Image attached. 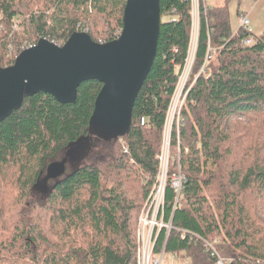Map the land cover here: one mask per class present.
Instances as JSON below:
<instances>
[{"label": "trees", "instance_id": "16d2710c", "mask_svg": "<svg viewBox=\"0 0 264 264\" xmlns=\"http://www.w3.org/2000/svg\"><path fill=\"white\" fill-rule=\"evenodd\" d=\"M31 1L0 0L1 68L39 39L60 46L83 26L94 42L114 40L126 0H36L52 6L40 12ZM241 1L200 5L192 78L203 65L205 73L189 90L181 124L170 135L172 161L159 215L173 229L168 236L160 230L153 250L177 264H214L203 241L229 264H264V161L258 153L264 124L251 133L238 120L255 116L264 122V32L232 30L228 6ZM62 5L64 19L57 12ZM160 14L155 59L135 99L128 134L104 139L91 133L101 88L93 80L80 84L75 104L38 93L0 122V177L12 169L17 182L11 193L0 187V264H137V216L158 174L166 112L187 56L190 0H160ZM17 20L22 42L29 44L9 52ZM247 38L253 43L244 44ZM240 137L252 145L249 160ZM197 144L214 158L203 172L190 168L185 157L186 148L196 152ZM61 160L78 161L79 169L54 182L46 169ZM178 168L185 177L177 195L170 177ZM139 180L142 195L135 202L129 196ZM14 190L18 200L11 197Z\"/></svg>", "mask_w": 264, "mask_h": 264}, {"label": "water", "instance_id": "95a60500", "mask_svg": "<svg viewBox=\"0 0 264 264\" xmlns=\"http://www.w3.org/2000/svg\"><path fill=\"white\" fill-rule=\"evenodd\" d=\"M160 23V0H126L121 31L110 42H94L83 31L60 46L39 39L11 66L0 67V122L38 93L75 104L80 84L93 80L101 88L89 119L91 133L104 139L128 134L135 99L155 59ZM46 171L53 180L62 177L64 160Z\"/></svg>", "mask_w": 264, "mask_h": 264}, {"label": "built area", "instance_id": "2783aa9c", "mask_svg": "<svg viewBox=\"0 0 264 264\" xmlns=\"http://www.w3.org/2000/svg\"><path fill=\"white\" fill-rule=\"evenodd\" d=\"M201 1L202 0H190L191 15H192L191 17L192 34L189 40L187 56L182 67L178 69L177 81L166 112L165 125L163 129V133L166 136V141L162 146L164 152L161 150V153L157 156V159L159 161L157 176L160 174L162 175L165 174L169 168L170 156L168 153L169 152L168 149H169L170 135L174 126L176 127V131H178V124L182 119V112L186 107V96L189 90L193 87V84L198 78V76L201 73H205L204 65H203L200 71L194 76V78H192L195 52L197 46L199 11H200ZM255 1L257 2L258 0ZM239 27H244L246 30H248V32H252V29L250 28V21L248 15H246V12L242 13V15L239 18ZM252 43L253 41L251 38H247L244 41V44L246 45H250ZM183 181L184 179L182 180L181 176H178L174 179H171L170 177V182L172 183L171 185L174 188L175 192L178 193L181 190ZM165 185H166V179H164V182H160V183L158 182V187H157L158 189L156 191V194L159 196V201L154 205L155 202L154 199L153 203L151 204V207L153 208L151 215L149 216V211H148L146 215L142 214L139 218L140 252H139V258L137 264H163V258H164L163 251L158 255H154L153 250L158 233L160 232V230L166 229V225L162 220V216L159 215L164 205V195L166 190ZM159 217H161L160 220ZM157 218L160 222L157 221ZM155 228H157L158 230H156ZM155 230L157 234L154 236ZM168 234L169 233L166 230V235L168 236ZM182 237L184 238V235ZM202 245L204 251L215 259L214 264L230 263L228 259H224L219 256L215 246L212 243L203 241Z\"/></svg>", "mask_w": 264, "mask_h": 264}, {"label": "rangeland", "instance_id": "374dc122", "mask_svg": "<svg viewBox=\"0 0 264 264\" xmlns=\"http://www.w3.org/2000/svg\"><path fill=\"white\" fill-rule=\"evenodd\" d=\"M204 2L207 3L208 5H215V4L218 3V0H204ZM258 2L259 1L256 2L255 0H242L240 5L238 6V9L246 11L248 13L247 15L249 16V19H250V28L252 29V31L254 30L253 32L255 34L260 35V34H262L264 32V0H261V2H259V4L257 5ZM30 6H31L30 8L31 9H35L36 12H40L42 10H45L46 8H50V7L52 8L51 5H47V7H46L45 4L43 5V3L37 2L36 0H32ZM63 7H64V5H62L58 11H57V9H55L57 12L60 11L59 12L60 13V15H59L60 19H64L65 18L64 14H62V13H65L66 8H63ZM236 8H237V4L235 2H232L228 6L229 16H230V25H231L232 30L234 29V27L235 28L239 27L238 17L236 15V11H235ZM191 17H192V15H191ZM14 23L17 26L16 29H15V34H14V37L16 38V40H14L15 43H14V45H12V47L10 46V44L7 46L6 50H9V52L11 51V48L14 49V47L20 46L21 42L24 41V39H25V35H24V31H23L24 29H23L22 24L20 25V20H17ZM1 25L3 26V28H4V25L0 23V31H1L0 32V38H3L4 35H5L4 34L5 30L4 29L1 30ZM83 27H84L83 28L84 29L83 32H86V31H88L90 29V27H85V26H83ZM191 34H190V36H191ZM48 38L49 37H46V39H48ZM8 41L11 43V39L10 38H9ZM22 44L26 45V44H29V43H27V41H26V42H22ZM8 57H9V55H8ZM238 120L242 123V127L243 128L246 127V129L248 128L247 132H251V133L254 130L258 129L260 127V125L264 124V122L259 117H255V116L251 117V118H247V119L240 118ZM181 121H182V119L180 120V122L178 124V127L181 124ZM165 141H166V136L163 133L162 134L160 153H161V150L163 151V149H162L163 147L162 146L164 145ZM238 141L241 144L242 149L245 151V153H246V155L248 157V160H249V157H250L249 154L252 153V145L248 142V140L246 138H243V137H240ZM197 147H198V150L196 149V152H193V153L191 152V150L188 151L187 148H186L185 157L188 160V165H189L190 168L195 169L196 167H198V170L200 172H203V169H210L213 166L214 158H213L212 155H206L205 156V150L203 149L201 144H197ZM168 151H169L168 153H169V156H170V149H168ZM258 153L262 156L263 161H264V149H262ZM195 158H198V160L195 161ZM171 161L172 160L169 159V168H168L167 172L165 174H163V175L160 174V175H158L155 178L153 186L151 188V191H150L147 199H145L143 204L142 203L140 204L141 206L139 208V213H138V216H137V224H136L137 229H138V226H139V218H140V216L142 214L146 215V213L148 211H149V216H150L151 212H152V209H153L151 207V204L153 203L154 199H155L154 205L156 203H158V201H159V196L156 194V191L158 189L157 188L158 187V182L159 183L160 182H164V179H166L165 188L167 187L168 180H169V171H170V167H171ZM1 175H2V177H0L2 179L1 180L2 182H0L1 189H3V190L6 189V190L9 191V193H11V189L16 188V183L17 182L15 181V177H14L15 173L13 172L12 169H4L2 171V173H1ZM178 176H181L182 180L185 177V174L183 173V171L179 170V168L175 169V172L171 175V179H174V178H176ZM142 185H143V182L139 180V182L135 186L134 191L132 193H130L129 198L132 201L137 202V199L142 195V190H141L142 189ZM17 192H18V190H14L13 191V195L11 194V197L13 198V200H18ZM2 194L3 193L0 190V195H2ZM176 194L178 195L179 193L176 192ZM160 219H161V217H159V220ZM159 220L157 218L158 222H160ZM164 224L166 225V230L169 233L173 229L172 225L166 224V223H164ZM155 229L158 230L157 228H155ZM156 230L154 231V236L157 234ZM163 264H177V261H176V258L166 254V255H164V258H163Z\"/></svg>", "mask_w": 264, "mask_h": 264}, {"label": "flooded vegetation", "instance_id": "af4514ba", "mask_svg": "<svg viewBox=\"0 0 264 264\" xmlns=\"http://www.w3.org/2000/svg\"><path fill=\"white\" fill-rule=\"evenodd\" d=\"M95 137H91V139H94ZM94 142V141H93ZM65 162V166H66V172L65 174L60 177V178H63V177H66V176H69L71 175L72 173H74L75 171H77L79 169V165L80 163L78 161H76L74 164H69L68 162L64 161ZM60 178L56 179V180H53L54 182H57Z\"/></svg>", "mask_w": 264, "mask_h": 264}, {"label": "crops", "instance_id": "0c3cea01", "mask_svg": "<svg viewBox=\"0 0 264 264\" xmlns=\"http://www.w3.org/2000/svg\"><path fill=\"white\" fill-rule=\"evenodd\" d=\"M258 1L261 2V0H258ZM259 2L257 3V5L259 4ZM235 11H236V15H237V17H238V23H239V18H240V16H238V14H237L238 7L236 8ZM240 12H241V15H242V13H244V12H246V11L240 10ZM247 14H248V13L246 12V15H247ZM248 18H249V16H248ZM249 21H250V19H249ZM238 28H239V27H238ZM238 28H235V27H234V29H233L234 32L237 31ZM253 31H254V30H253Z\"/></svg>", "mask_w": 264, "mask_h": 264}, {"label": "bare ground", "instance_id": "6f19581e", "mask_svg": "<svg viewBox=\"0 0 264 264\" xmlns=\"http://www.w3.org/2000/svg\"><path fill=\"white\" fill-rule=\"evenodd\" d=\"M119 36V35H118Z\"/></svg>", "mask_w": 264, "mask_h": 264}]
</instances>
